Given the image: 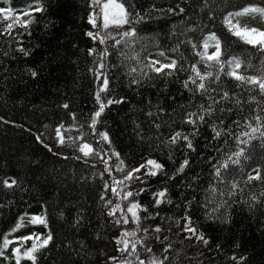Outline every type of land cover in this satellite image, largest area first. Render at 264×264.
I'll use <instances>...</instances> for the list:
<instances>
[{
    "label": "trees",
    "instance_id": "16d2710c",
    "mask_svg": "<svg viewBox=\"0 0 264 264\" xmlns=\"http://www.w3.org/2000/svg\"><path fill=\"white\" fill-rule=\"evenodd\" d=\"M29 2L30 0H12V6L17 8ZM120 2H125V0H120ZM129 2H134L137 9L142 11L152 5L155 8L175 6L180 0H129ZM247 2L248 0H189L187 4L181 5L186 8L187 20H184V17L168 15L161 18L160 13L153 11L151 15L157 19L137 26L139 35L148 38L142 40L136 49L139 51L141 47H144L147 53H151L156 59L167 62L164 57L157 55L152 46L151 34L160 33L156 39L160 41L162 47L170 48L172 44L167 41L165 33L171 29V26L176 25V31L183 33L189 24H194L196 25L195 31L189 33L194 41L198 42L202 39V29L215 31L223 42L224 51L228 55L239 56L243 61L242 69L245 74L259 75L264 69V57L253 46L246 45L238 37L232 36L222 23L226 12L239 9ZM252 2H259V0H252ZM203 3H207L208 7L202 9ZM90 10L92 9L88 7L87 0H46L45 13L36 14V21L28 30L17 29L24 33L21 38L22 43L31 51V55L27 58L15 53V39L9 42L8 37L0 36V117H3V120H0V177L14 174L21 181L22 186L27 185V189L23 192L5 190L0 187V235L15 225L16 218L21 212L42 214L41 205L46 204L50 230L56 239L51 245L50 254L39 257L40 264H54V261L55 264H85L83 259L72 256L68 250L63 248L62 241L65 237L73 241L78 238L85 240L92 252L88 256L92 264H96L94 253L97 250L103 249L110 253L112 251L109 237L113 234V230L106 225L105 221L107 206L102 205L99 200V192L103 183L100 176L103 164L96 162L93 166L91 158H87V163L84 159L73 158L74 152L83 156V153L78 152L81 142L91 143L93 148L98 146V142L93 138L87 125V114L97 107L93 95L96 83L93 81L92 74L88 72L94 60L87 55L86 51L88 47L93 46V41L84 35L85 30H92L91 25L87 23V11ZM95 11L98 13L99 9ZM208 11L213 12L215 16V20L211 23L208 22ZM97 21L98 24L102 23L99 16H97ZM234 22H238L241 26L264 28V22H261L258 14L255 16L244 14L235 18ZM2 24L3 21L0 20V26ZM45 24L48 25L47 28ZM112 31L115 32L114 27ZM29 32L31 35L28 34ZM96 46L102 47L99 46L98 41ZM209 50H214L211 42ZM5 52H8L7 57L3 55ZM180 52L189 62H196L199 59L193 57L190 49L185 47H182ZM170 55L179 57L180 53ZM14 56L17 58L13 59ZM224 58L227 59V56ZM116 61L117 57L113 51L111 62ZM29 67L38 72L37 77L33 78L25 72V69ZM198 67L201 71L205 69L203 63H200ZM208 70L214 71L215 69L209 68ZM177 75L180 80L185 78L183 73ZM120 79L121 82L115 86L114 92L102 94V100H106L107 96L114 95L118 98L119 95L126 94L130 97L131 104L108 105L102 113V119H98L99 130L109 132L113 147L122 153L121 158L124 159L125 166L129 169L143 163L147 158L157 159L164 165L163 171H158L156 177L149 178L151 191L139 193L135 198L147 206L150 212L159 213V216H156L150 223H162L161 217L166 221L164 235L168 236V242L172 245L167 253L170 258L169 264H239L237 260L228 259L233 252L237 257L245 256L242 264H264V200L254 203L250 199L251 194L259 196L264 191V182L247 185L243 183L249 168H253L257 163L264 164V149H261L259 140H253L251 146L247 148L251 162H244V171L230 165L225 172L227 180H238L241 184L243 194L240 189H237L235 195L238 203L233 204L231 199L225 197L227 207L220 209L218 213L220 219L215 220H205L199 206L193 205V223L199 226V230L205 234L209 243L204 245L194 239H185V234L180 232L182 225L178 227L173 222L176 217L183 215V201L192 195L196 196L197 201L203 200L206 195L210 199L214 196L213 203L209 204V207H214L215 203L220 200L218 195L204 191L209 185V168L200 160V153H205V159L207 155L212 154L204 147L205 138L211 139V135L206 131V136L192 138L197 147L196 153L190 154L189 157L192 166L183 174L174 177L172 182L167 180V176L172 175L179 161L184 157L179 145L168 147L160 141L165 140L172 131L178 128L185 133L191 131V126L181 125L182 116L178 105L191 102L195 106L201 103V97L199 94L192 96L187 91H182L176 82L177 77L171 78L167 88L164 87V80H157L154 87H142L139 89V95L123 87L124 78L121 76ZM236 83L227 76H223L220 81L221 88L235 92V98L241 101L240 105L226 102L227 107L234 109L228 122L238 117L256 115L251 110L258 106L264 108V97L258 95V89L249 92V85L242 84L237 88ZM149 95L154 100L159 97L167 109V112L160 117L162 127L159 130V139L157 130L149 127L140 110V104H137L138 101L142 104L143 97ZM249 95L255 96L256 99L249 100ZM169 96L173 97L172 101L168 100ZM65 103L69 105L68 109L61 107ZM147 110V108L143 109V111ZM173 110H175L174 115ZM68 112L76 114L75 123L78 126L67 132L62 130L61 134L73 136L75 139L83 131L84 136H81L80 141L75 142V146L67 139L63 146L56 145V125L63 121L64 128H67L68 124L73 123V117L69 116ZM133 119L140 123L144 139L136 135V130L132 125ZM37 135L50 144L53 148L52 152L36 140ZM57 151L62 152L67 158L56 155ZM170 152L171 159L169 158ZM217 159L220 157L218 156ZM109 163L112 176L120 179L121 172H118L115 167L116 158L112 157ZM193 175L200 177L199 183H194L196 191L188 189L185 194V185L181 184V181L190 180ZM104 176L107 178L108 174L104 173ZM139 187H145V185H137L133 182L128 184L127 189L118 186V190L138 192ZM161 187L169 188L167 199L173 202L171 204L164 202L161 206L152 208L149 203L150 201L154 203L151 192ZM104 191L111 204L119 202L121 209L126 211L127 202L117 201L110 189ZM4 204H8V207H3ZM178 205L181 207H177ZM78 209L82 210L80 213L82 220L77 226L73 223V217ZM225 211L229 217L227 222L223 220ZM61 212L63 216L59 215ZM119 214L118 211L116 215ZM140 214L147 215L143 210H140ZM168 217L173 219L168 220ZM169 224L172 226L171 232L168 231ZM21 225L14 235L45 231L43 225L33 226L28 224L27 220H22ZM130 226L136 227V225ZM148 226L147 223L143 224V227ZM138 235H143V232H139ZM25 243L30 246V242ZM57 245L60 246L57 247ZM217 245L220 247L217 248ZM22 264H27V262L22 261Z\"/></svg>",
    "mask_w": 264,
    "mask_h": 264
},
{
    "label": "snow or ice",
    "instance_id": "6c2138e0",
    "mask_svg": "<svg viewBox=\"0 0 264 264\" xmlns=\"http://www.w3.org/2000/svg\"><path fill=\"white\" fill-rule=\"evenodd\" d=\"M189 0H180L175 6L167 8H155L154 5L142 11L137 9L134 2H120V0H87L88 7L92 10L87 11V23L91 25L92 30H85L84 35L93 41V46L87 48V55L94 60L93 66L88 68V72L92 74L93 81L96 83L94 92V103L97 105L94 110L87 114V125L91 130L93 138L98 142V146L93 148L91 143H79L78 152L83 153L80 156L74 152L73 158L76 160L87 158L93 160V166L96 162L103 164V171L101 172L102 188L99 192V200L102 205L106 207V225L110 226L113 234L109 237V243L112 245L111 253L100 249L94 254L96 256V264H169L168 251L172 245L168 242V236L164 235L165 227L164 218L161 217L162 223H150L159 216L158 212H150L148 207L140 203L135 197L139 193L151 191V185L148 183L149 178L156 177L158 171L164 170V165L158 162L157 159L147 158L143 163L137 164L130 169L125 166L122 153L113 147L109 132L99 130L98 119H102V113L108 105L112 104H131V99L128 95L122 94L118 98L116 96H107L106 100H102V94H107L115 90V86L121 82V76L124 78L123 87L137 92L139 89L146 86H155L157 80H164V87L167 88L168 82L172 77H177L176 82L180 85L182 91H187L190 95L195 96L199 94L201 103L193 106L191 102L178 105L181 110V125L191 126L189 133L183 132L180 128L171 132L165 140L160 141L161 144L171 147L179 145L180 151L183 154V159L179 161L178 167L175 168L171 176H167L169 182L173 181L174 177L183 174L188 168L192 166L190 154H195L197 147L193 142V137L205 135L206 131L210 132L211 139L205 138L204 147L206 150L212 152L207 155L200 153V160L209 168V185L204 189L205 193L216 194L220 197L219 202L215 203L214 207H209L213 203L208 195L203 200L197 201L196 196L192 195L187 200L183 201L182 211L183 215L178 216L173 221L176 226L180 227V232L185 239H194L204 245L209 243L205 238V234L199 230V226L193 223L192 211L193 205H198L205 220L220 219L218 215L220 209L227 207V200L231 199L233 204L238 203L235 200L236 190L240 189L243 194L240 182L238 180H227L225 172L229 166L239 167L241 171L245 170L244 162H251V157L247 152V148L251 146L253 140H259L261 149H264V108L257 107L251 112L256 115H249L242 118H237L228 122L229 117L234 109L227 107V103L240 105L241 101L236 99V93L224 90L220 86V81L223 76L231 78L237 82L236 87L239 88L242 84L249 85L248 91L258 89V95L264 97V69L259 75L245 74L242 69L243 61L237 55H228L223 49V42L215 31L202 29L203 37L201 40L194 41L190 32H194L196 25L189 24L183 33L176 31V25H172L171 29L165 33L167 41L172 44L169 47H162L160 41L156 37L160 33L151 34L153 47L158 56L164 57L165 61L156 59L151 53H147L146 48L141 47L138 51L136 46L146 36H141L138 33L137 26L144 23H151L157 17L151 15L153 11L164 15L184 17L186 8L181 6L187 4ZM0 20L3 21L0 26V36L9 38V42L15 39V53L18 56L29 57L31 55L30 49L26 48L22 43L23 32L17 31L19 28L28 30L36 21V14L43 15L46 8V0H30L20 7L13 8L12 0H0ZM264 0L259 2H252L248 0L245 5L239 9L226 12L222 18V23L226 30L235 37H238L246 45L253 46L257 52L264 57V28L256 26H241L238 22H234L244 14H251L253 16L259 15L261 22H264ZM207 3H203L201 8H207ZM99 9L97 13L95 10ZM97 16L100 17L102 23L98 24ZM208 22L215 20L213 12L208 11ZM183 22V21H182ZM45 24V28H47ZM114 27L115 32L112 31ZM31 35V32L28 33ZM184 38L181 39L180 37ZM98 41L99 46L96 43ZM210 42L214 50L210 49ZM122 46V47H121ZM185 47L190 49L193 57H198L196 62H189L180 49ZM115 51L117 61L111 62L112 52ZM180 53L179 57L170 55ZM4 57L8 56V52L3 53ZM227 56V59L224 57ZM17 58L14 56L13 59ZM185 61L181 63L180 61ZM200 63L205 65V69L201 71L198 67ZM251 67V65H249ZM209 68H214V71H209ZM190 69V71H189ZM25 72L30 74L33 78L38 76V72L33 68H26ZM179 73H183L185 78L180 80ZM215 85V86H213ZM255 96L249 95V100L254 101ZM169 101L173 97H168ZM140 104V110L143 112L145 121L150 128L157 130V138L159 139V130L162 127L160 117L167 112L166 107L162 104L159 97L155 100L151 95L143 97V102ZM61 107L68 109L67 103ZM147 108V111H143ZM219 113V114H217ZM175 110H173V115ZM227 114V115H226ZM68 115L73 117V123L68 124L64 128V122L56 125L55 130V144L63 146L67 139L73 146L75 142L81 140L84 132L76 136L62 135V130L67 132L73 127H77L75 123L76 114L68 112ZM223 117V118H221ZM3 120V117H0ZM136 135L140 139H144L143 129L135 119L132 120ZM205 125L207 129L205 130ZM36 140L43 145L45 149L52 152L48 142H45L40 135L36 136ZM215 142V143H213ZM227 148V151L225 149ZM58 156L67 158L62 152L55 153ZM220 159H217V157ZM112 157L116 158L115 167L118 172H121V178L117 179L112 176V168L110 160ZM169 158H172L171 152ZM147 169V171H143ZM126 172V175H124ZM104 173L108 174L105 178ZM110 180V182H109ZM200 180L199 175H193L190 180L181 181L185 185V194L188 189L196 191L194 183L198 184ZM128 182V183H125ZM135 182L137 185L143 184L145 187H139V191L124 190L119 191V188H128V184ZM254 182H264V164L257 163L253 168L248 169V174L244 177L243 183L245 185ZM227 185V189L225 186ZM0 187L5 190H19L21 192L27 189V185L21 184V181L14 174H6L0 177ZM179 187V185L177 186ZM105 189H110L117 201H125L126 211L121 209L119 202L115 204L110 203ZM169 192L168 187H161L156 191H152L151 195L154 198V203L149 202L152 208L161 206L162 203L167 202L171 204L173 201L167 199ZM250 199L254 203H259L264 200V191L259 196L255 194L250 195ZM11 203V201H9ZM8 207V204L2 205ZM177 207H181L178 205ZM43 213H28L21 212L16 218L15 225L3 231L0 235V262L2 264H22V261L27 264H40L39 257L50 254V248L55 243V236L50 230L49 218L47 214V205L42 204ZM140 210L147 213L142 216ZM82 210H77L73 217V223L77 226L82 220L80 215ZM119 211V215L116 213ZM63 216V212L59 213ZM168 217V220H172ZM229 219L227 212L223 213V220L227 222ZM27 220L28 224L33 226L43 225L44 232H29L26 235H14V233L22 226L21 221ZM149 224L148 227H143V224ZM130 225H136L132 228ZM172 226L168 225V231L171 232ZM143 232V235H138ZM99 238V237H97ZM25 242H30L28 246ZM78 245V246H77ZM60 245H57L59 247ZM64 249L68 250L72 256L80 257L85 261V264H92L88 260V256L92 254L88 248L85 240L77 239L73 241L69 237H65L62 241ZM220 246L217 245V248ZM238 247V246H237ZM159 249V252H157ZM229 260H237L239 264L245 260L244 255L236 256L233 252ZM55 264V261H54Z\"/></svg>",
    "mask_w": 264,
    "mask_h": 264
},
{
    "label": "rangeland",
    "instance_id": "374dc122",
    "mask_svg": "<svg viewBox=\"0 0 264 264\" xmlns=\"http://www.w3.org/2000/svg\"><path fill=\"white\" fill-rule=\"evenodd\" d=\"M80 175V174H79Z\"/></svg>",
    "mask_w": 264,
    "mask_h": 264
}]
</instances>
